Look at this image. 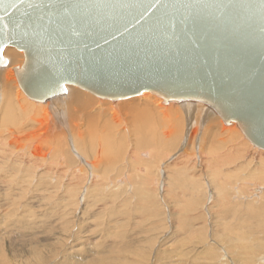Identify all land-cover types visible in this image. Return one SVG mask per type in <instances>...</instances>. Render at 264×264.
<instances>
[{"label":"rangeland","instance_id":"1","mask_svg":"<svg viewBox=\"0 0 264 264\" xmlns=\"http://www.w3.org/2000/svg\"><path fill=\"white\" fill-rule=\"evenodd\" d=\"M8 49L7 60L21 52ZM23 62L24 54L11 66L16 86ZM86 94L88 111L61 104L64 94L38 112L19 97L24 108L0 116V264H264V150L235 122L202 103L171 102L194 108L175 127L140 117L139 134L130 111L115 120L110 105L149 99ZM96 104L106 115L98 122ZM32 120L59 131L27 139Z\"/></svg>","mask_w":264,"mask_h":264},{"label":"water","instance_id":"2","mask_svg":"<svg viewBox=\"0 0 264 264\" xmlns=\"http://www.w3.org/2000/svg\"><path fill=\"white\" fill-rule=\"evenodd\" d=\"M7 47L32 100L198 102L264 150V0H0V66Z\"/></svg>","mask_w":264,"mask_h":264},{"label":"bare ground","instance_id":"3","mask_svg":"<svg viewBox=\"0 0 264 264\" xmlns=\"http://www.w3.org/2000/svg\"><path fill=\"white\" fill-rule=\"evenodd\" d=\"M8 48H11V47H7L6 49H5V51L8 49ZM12 48H15V47H12ZM16 49V48H15ZM3 52V57H4V55H5V53H7V52ZM8 51H9V49H8ZM18 51H21V50H18ZM22 52L23 51H21V52H16L15 54H13L12 55V57H11V59H9V60H7L6 58H4V59H6L7 60V62H6V64L5 65H3V66H0V116H1V121H3V119L5 120L6 119V121H8V119L7 118H10V119H12V114H13V112H14V109H16V108H18V109H20V108H24L23 106H21L20 105V98H22L23 100H24V102L27 104V105H30L31 104V107L32 108H35L36 110L35 111H37L38 112V110L41 108L40 106V104H42V103H46L48 100H46V101H43V102H37V101H35V100H32V99H30L26 94H25V92L23 91V89L21 88V86H20V84H19V80H18V78H16L17 79V81H18V84L19 85H17L16 86V84H15V79H14V76H13V72H12V68H11V66H13L15 63H16V61H17V59L19 58V56H23V54H24V60H25V53L23 52V54H22ZM9 61V62H8ZM24 63V62H23ZM22 66H23V64H22ZM21 66V67H22ZM2 67V68H1ZM3 67H6V68H3ZM21 67H16L15 69H14V71H15V74H16V70H18V68H21ZM9 68H11L10 70H9ZM6 72V74H5V77L4 78H2L3 77V74ZM17 77V76H16ZM3 79H5L7 82H13V84H15V87L17 88V94H16V97L14 96L15 94L14 93H12L11 91H9V90H7V88H9V87H7V85H9L6 81H4ZM3 80V81H2ZM2 81V82H1ZM4 85V86H3ZM4 88H5V90H7V91H5L4 90ZM11 89V88H10ZM66 96H64L63 97V100L61 99L62 98V96L63 95H61V96H57V97H59L58 99H60V100H62L63 102L61 103V104H67L68 105V108L69 107H71L72 106V104H76V106H79V107H82V108H84V109H82V110H86V111H88L89 109H91L93 106H91V102H89V100H87V91L85 92V91H82V90H79V89H77V88H74L73 86H71V85H66ZM88 94H89V92H88ZM20 97V98H19ZM24 97V98H23ZM56 97V96H55ZM137 97V96H136ZM52 98H54V97H52ZM52 98H50V100L52 99ZM141 98L142 99H149L150 101H146L145 103H143V104H141V105H137V107H129V106H122V107H120V109H119V107H118V104H117V102H116V104H114L113 103V105H112V103H111V114L112 115H115V120L117 119V116H118V114H119V111L121 110V111H123V110H127V111H130V114H131V116H132V119H133V122L134 123H136V121L140 118V117H145L146 116V118L147 117H149L150 119H152V120H155V119H157V120H159V119H161L162 121H166V123H168V124H170V123H173V127H175V125L177 124V123H179V120L181 119H179V116H181L180 114H182V113H184L183 111H184V108L185 109H187V105L188 106H191V108H192V110L191 109H188L190 112L191 111H193V108H194V105H189L188 103H186V104H184L185 106H183L182 105V110H180L179 109V107L178 106H171L172 104H170L171 103V101L169 102V103H167L168 105H170L169 107H166V106H164V105H162L161 103H162V98H156V100L155 99H152L151 98V94L149 93V92H144L142 95H141ZM91 99H92V96H91ZM56 100H57V98H56ZM106 100H108V99H106ZM121 100V99H120ZM112 101H117V100H112ZM107 103V102H106ZM178 103H185V102H178ZM55 104H58V101H57V103L55 102ZM164 104H165V102H164ZM166 104V105H167ZM4 105V106H3ZM40 105V106H39ZM109 105V104H108ZM201 105V104H200ZM48 106V105H47ZM51 106V105H50ZM102 105H100V107L98 106V104H96V107H94V109H95V111L97 112V114L98 115H93V117H94V119L93 120H97V119H99V118H97V116H99V117H101V119L102 118H104L105 119V116L106 115H103V114H101L102 113V111H103V108L101 107ZM54 107V106H53ZM127 107V108H126ZM175 108V109H173V108ZM200 107V106H199ZM76 108V107H75ZM105 108V107H104ZM201 108V107H200ZM18 109H16L17 111H18ZM65 109V108H64ZM173 109V110H172ZM195 110V109H194ZM212 110V109H211ZM79 111V110H78ZM181 111V112H180ZM213 111V110H212ZM76 112V111H75ZM214 112V111H213ZM15 113V112H14ZM80 113V112H79ZM78 113V114H79ZM121 113V112H120ZM174 113V114H173ZM43 114H44V112H43ZM70 114V113H69ZM82 114V113H81ZM88 115H90V113L88 114ZM186 115V114H185ZM195 115V114H194ZM75 116V115H74ZM172 116H174V117H172ZM206 117V116H205ZM46 118V117H45ZM91 118V117H90ZM90 120V119H89ZM91 120H92V118H91ZM34 123H32L31 125H33V126H36L37 127V131L35 130H31L30 132L28 131V132H24V135L26 136V138L27 139H29L31 136V138H30V140H32V139H34V140H32V141H35V139H36V141H39V139L40 138H42L43 137V135L44 134H47L49 131H51V132H57V131H59L58 130V126L56 127V125L55 124H52V123H47V121L46 122H44V121H39L38 123H39V125H35V122L36 121H34V120H32ZM87 121V120H86ZM99 121V120H98ZM98 121H96V122H98ZM103 121V120H102ZM94 122V121H93ZM108 122V121H107ZM111 122V121H110ZM156 122V121H155ZM16 123V122H15ZM100 123H101V121H100ZM99 123V124H100ZM105 123V122H104ZM104 123H102V125L104 124ZM109 123V122H108ZM112 123V122H111ZM110 123V124H111ZM115 123V122H114ZM226 123V122H225ZM236 123V122H235ZM97 124V123H96ZM95 124V122H94V126L96 125ZM227 125H229V124H234V122H232V123H226ZM237 124V123H236ZM98 125V124H97ZM96 125V126H97ZM105 125H106V127H109L110 125H108L107 123H105ZM108 125V126H107ZM113 125V124H112ZM112 125L109 127L110 129H113L112 128ZM135 125H137V127H136V129H137V133H142L141 131H142V129L138 126V123H136ZM92 126V125H91ZM90 126V127H91ZM93 126V127H94ZM178 126V125H177ZM236 126V125H235ZM98 127V126H97ZM104 128H105V126H103ZM103 127H98L97 129H102ZM234 127V126H233ZM239 127V126H238ZM85 128H86V126H85ZM109 128H107L108 129V131L110 130ZM177 128V127H176ZM240 128V127H239ZM226 129H227V127H226ZM229 129H232L233 130V128H231V126H230V128ZM235 129V128H234ZM86 130V129H85ZM177 130V129H176ZM231 130V131H232ZM241 130V129H240ZM76 131V130H75ZM101 131V130H100ZM102 131H106V130H104V129H102ZM235 131V130H234ZM237 131V130H236ZM103 132V133H104ZM107 132V131H106ZM128 132V131H127ZM242 132V131H241ZM108 133V132H107ZM106 133V134H107ZM113 133V132H112ZM126 133V132H125ZM174 133V132H173ZM243 133V132H242ZM71 134H72V132H71ZM79 135H80V133H78ZM18 135V134H17ZM31 135V136H30ZM77 135V134H76ZM108 136H109V134H107ZM110 135H112L111 133H110ZM168 135L170 136V131L168 132ZM167 135V136H168ZM11 136V135H10ZM29 136V137H28ZM85 136V135H84ZM83 136V137H84ZM128 136V135H127ZM245 136V135H244ZM76 137V136H75ZM79 137H81V135L79 136ZM88 137V136H87ZM91 137V136H90ZM245 138L250 142V140L245 136ZM9 139V138H8ZM73 140H74V138H72ZM79 139V138H78ZM77 139V140H78ZM82 139V138H81ZM91 140V139H90ZM1 141V140H0ZM141 141H143V140H141ZM21 142V141H20ZM74 142V145H76V142H75V140L73 141ZM10 143V142H9ZM18 143H19V139H18ZM251 143V142H250ZM33 144H35V143H33ZM252 144V143H251ZM253 145V144H252ZM30 146V145H29ZM254 146V145H253ZM201 148V147H200ZM257 148V147H256ZM259 149V148H258ZM25 150V149H24ZM190 150V149H189ZM259 150H261V149H259ZM76 151H77V149H76ZM38 152H41V150H39ZM264 152V151H263ZM42 153V152H41ZM41 153H36V155H40ZM44 155H45V153H44ZM234 155V154H233ZM239 155V154H238ZM41 156H42V154H41ZM41 156H39V157H41ZM231 156V155H230ZM236 156V155H235ZM44 157V156H43ZM42 158V157H41ZM234 159H236V157H233ZM237 160L239 161V159L237 158ZM236 161V160H235ZM95 163V162H94ZM91 163L90 164V168H94V165L97 163ZM88 165H89V163H88ZM97 166V165H96ZM82 171V170H81ZM93 173V172H92ZM94 178V177H93ZM220 184H221V182H220ZM256 191L258 192V194L259 193H262V191H260L259 190V188H257L256 189Z\"/></svg>","mask_w":264,"mask_h":264},{"label":"snow or ice","instance_id":"4","mask_svg":"<svg viewBox=\"0 0 264 264\" xmlns=\"http://www.w3.org/2000/svg\"><path fill=\"white\" fill-rule=\"evenodd\" d=\"M149 6H151V5H149Z\"/></svg>","mask_w":264,"mask_h":264}]
</instances>
